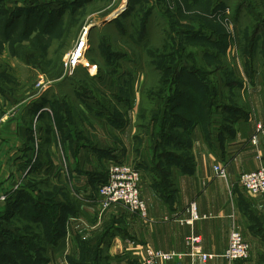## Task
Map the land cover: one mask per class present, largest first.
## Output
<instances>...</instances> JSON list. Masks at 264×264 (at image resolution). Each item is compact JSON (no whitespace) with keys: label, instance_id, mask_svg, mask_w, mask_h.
I'll return each instance as SVG.
<instances>
[{"label":"crops","instance_id":"1","mask_svg":"<svg viewBox=\"0 0 264 264\" xmlns=\"http://www.w3.org/2000/svg\"><path fill=\"white\" fill-rule=\"evenodd\" d=\"M2 2L9 7L5 32H0L6 38V31L18 25L15 21L11 24L13 16L20 19L24 37H28L36 19L39 29L47 31L49 25L63 20L71 23V18L88 9L86 23L75 42L88 29L87 52L93 56L98 51L91 49L95 40L101 45L100 54L106 55L109 45L103 31L134 13L136 0ZM147 2L141 24L147 20L149 28L157 7L153 0ZM224 2L217 0V4ZM42 8L49 11L48 16L36 18L35 10ZM215 38L218 39L216 32L210 40L214 42ZM229 38L224 53L230 57L232 69L236 73L241 70L244 111L237 110L234 118L227 121L230 127L224 124V112L215 111L207 125L192 128L190 171L173 167L168 155L161 156L159 144L146 142L147 138L138 132L141 92L147 80L142 58V62L131 65L135 73L130 78H121L120 74L116 84L109 80L110 76L104 77V82L97 84L105 94L100 98L82 93L72 77L67 81L50 80L43 89L33 86L32 90L29 85L0 79V86H14L12 91L0 89V228L13 229L4 219L10 202L18 201L28 209L33 198L49 197L54 204L53 221L64 219V232L56 244L46 245L47 264H138L146 247L186 253L181 259L160 264L264 262V195L248 193L238 180L241 173L264 165V61L258 57L249 70L245 69L235 42ZM142 45L141 41L136 44L138 53L143 51ZM121 51L126 56L120 67L124 73L129 70L127 56L131 54ZM120 53L110 51L105 65L90 60L84 65L92 74H109L120 65L112 56ZM183 58L190 67L188 59ZM122 88L129 89L128 95ZM114 162H125L141 170V197L147 205V220L123 204L103 208L95 201L97 188L107 179L108 168ZM218 163L226 167L227 178L215 173ZM192 202H196L203 217L193 225L181 224L178 218L190 216L187 209ZM233 228L239 229L251 246L249 261H231L223 255ZM191 233L201 235L202 252L215 256L206 260L192 256L186 242Z\"/></svg>","mask_w":264,"mask_h":264},{"label":"rangeland","instance_id":"2","mask_svg":"<svg viewBox=\"0 0 264 264\" xmlns=\"http://www.w3.org/2000/svg\"><path fill=\"white\" fill-rule=\"evenodd\" d=\"M153 2L157 10L153 13L149 28L141 26V20L149 4L147 0H136L133 5L134 13H128L119 23L112 24L103 31L108 38L105 43L109 45L105 48L106 55L110 51L116 54L121 52L118 56H112L113 61L117 59L120 65L116 71L108 72L109 74L104 72L92 74L87 71L88 66L84 65L88 60L98 62L101 66L105 65L107 58L106 55L100 54L101 45L98 40L91 43V49L93 48L94 52L98 50L95 55H88L87 48L82 63L73 71L65 69L68 55L81 39L83 32L75 42L80 29L86 23L88 9L71 18V23L66 24L63 20L49 25L50 29L47 31L45 28L39 29L35 23L36 19L32 33L28 37H24L25 28L19 23L20 19L13 16L11 24L15 21L19 26L17 25L16 29H8L7 38L0 36V79L13 81L14 84L22 83V86L29 85L32 90L33 86L43 89V85L38 86L40 80L47 86L50 80L67 81L68 77H72V80L78 82L82 93L94 94L96 98H100L105 94H102V88L100 92L97 84L103 83L104 77L110 76L109 80L118 84L117 77L119 78L120 74L121 78H130L135 73L131 71V65L144 60L147 80L141 92L138 132L144 139L147 138L146 142L153 141L159 144L160 152L173 149L176 154L182 153L178 144L185 141V145L190 146L189 136L186 134H189L192 128L191 119H195L197 113L201 116L204 110L212 113L224 112L222 115L224 124L230 127L227 121L234 118L238 113L236 110L239 113L244 111L241 102L243 83L241 70L236 73L232 69L231 59L224 53L226 41L215 38L214 43L209 37L214 32L217 35L226 33L228 38L231 37L235 42V49L238 48L239 57L244 60L245 69L249 70L252 61L258 57L264 61V2L263 0H225L221 4H217V0H153ZM7 6L0 0V32H5V20L9 9ZM35 11H38L36 18L49 14L44 8ZM54 15L55 12L52 16ZM142 36L143 40H139ZM140 41L143 44V51L138 53L136 44ZM117 47L123 51L128 50L131 54L127 56L130 58L127 61L130 63L126 65L130 70L128 72L123 73L120 68L126 62V56L121 50L117 51L115 49ZM141 52L143 55L140 56ZM217 53L218 59L220 56L219 60L215 58ZM183 57L188 59L200 78L207 81L205 93L207 108L198 104L192 109L193 112L187 108L188 104L180 102L187 96L202 101L205 97L204 90L193 91L191 87L193 80L191 81L188 75V64ZM216 67L219 70L215 69ZM3 86H0V89L14 90V86L10 84ZM15 89L18 88L15 86ZM122 89H125L128 95L129 89ZM174 115L184 117L186 121L173 118ZM168 159L172 160L170 157ZM249 260L250 258L246 261Z\"/></svg>","mask_w":264,"mask_h":264},{"label":"built area","instance_id":"3","mask_svg":"<svg viewBox=\"0 0 264 264\" xmlns=\"http://www.w3.org/2000/svg\"><path fill=\"white\" fill-rule=\"evenodd\" d=\"M87 47L88 29L83 31L80 41L68 55L65 61V69L73 71L78 64L82 63ZM40 84L43 85V88L46 87L44 82H39L38 86ZM253 143H256L255 137ZM214 170L219 177L227 178L228 173L222 163L216 164ZM142 179L143 174L140 169L125 162H114L108 168L107 179L97 188L95 201H98L103 208H108L116 203L123 204L129 211L139 215L143 220H147V205L141 197ZM238 180L242 188L248 193L264 195V165L253 171L241 173ZM187 210L190 216L178 218L181 224L193 225L196 220L203 217L198 212L196 202H192ZM201 241L202 237L199 234L191 233L186 237V242L191 247L190 254L201 256L205 260L214 257V254L202 252ZM184 255L186 253L180 251H164L146 247L144 257L138 264H160L162 261L181 259ZM223 255L231 261H246L250 258L251 246L239 229L233 228L231 230L229 244Z\"/></svg>","mask_w":264,"mask_h":264},{"label":"trees","instance_id":"4","mask_svg":"<svg viewBox=\"0 0 264 264\" xmlns=\"http://www.w3.org/2000/svg\"><path fill=\"white\" fill-rule=\"evenodd\" d=\"M146 23L147 20H143L141 26L145 27ZM257 31H255V34H257ZM218 39H224L226 41L224 42L225 47L229 44L228 35L221 34L220 36L218 33ZM216 56V60H219L218 53ZM176 69L178 70V66ZM215 69L218 68L216 67ZM187 71L191 81L193 80L191 82L193 91L202 92L204 90L205 97H203L204 101H202L193 96L192 98L187 96V98L180 102L188 104L187 108L190 110L197 107L198 104H202L207 108L208 101H206L205 94L207 81L200 78L192 65L187 68ZM211 115L212 111L207 112L204 110L201 116L197 113L195 119H191L192 128L199 124L202 126L207 125L210 122ZM173 118H178L179 120L185 119L177 115H174ZM205 118L206 120H204ZM186 135L189 136V134ZM189 142L191 145L190 138ZM178 145H180L179 147H181L182 153L176 154L173 149L170 151L162 150L161 156L165 157L168 155L167 157L172 159L169 162L173 167H179L183 171H190L193 166L190 146L185 145V141L179 142ZM166 183L168 184V181ZM32 201L28 209L25 206H21V203L18 201L9 203L4 219H8L13 229L0 228V264H47V258L44 255L45 249L49 245L56 244L62 236L64 232L62 228L64 219H61L58 223L53 221L54 204L52 199L43 197L42 199L33 198Z\"/></svg>","mask_w":264,"mask_h":264},{"label":"bare ground","instance_id":"5","mask_svg":"<svg viewBox=\"0 0 264 264\" xmlns=\"http://www.w3.org/2000/svg\"><path fill=\"white\" fill-rule=\"evenodd\" d=\"M87 35V34H86Z\"/></svg>","mask_w":264,"mask_h":264}]
</instances>
